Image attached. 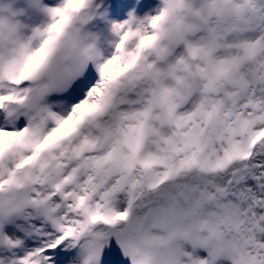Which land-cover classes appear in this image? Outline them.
<instances>
[{"label": "snow or ice", "instance_id": "obj_1", "mask_svg": "<svg viewBox=\"0 0 264 264\" xmlns=\"http://www.w3.org/2000/svg\"><path fill=\"white\" fill-rule=\"evenodd\" d=\"M113 28L70 111L0 124V264H264V0ZM26 82L0 76V109Z\"/></svg>", "mask_w": 264, "mask_h": 264}, {"label": "clouds", "instance_id": "obj_2", "mask_svg": "<svg viewBox=\"0 0 264 264\" xmlns=\"http://www.w3.org/2000/svg\"><path fill=\"white\" fill-rule=\"evenodd\" d=\"M30 2L40 8L47 21L27 35L23 31L26 26L17 19L19 13L7 3L0 4V76L28 81L24 98L7 102L4 109L23 112L28 126L42 131L52 120L46 97L65 91L90 62L101 57L97 37L86 30L99 5L96 0H72L71 4L61 0L56 8L63 14L54 15L50 9L40 7V0ZM135 20L130 16L125 23ZM53 25L56 27L49 31ZM111 33L119 38L114 28Z\"/></svg>", "mask_w": 264, "mask_h": 264}, {"label": "rangeland", "instance_id": "obj_3", "mask_svg": "<svg viewBox=\"0 0 264 264\" xmlns=\"http://www.w3.org/2000/svg\"><path fill=\"white\" fill-rule=\"evenodd\" d=\"M161 0H96V4L99 8L107 10L108 22L104 25L102 19L99 16H94L90 22L86 25V30L97 37V47L101 51V57L107 58L112 50L113 44L118 40L111 33V29L114 24H117L121 20V24L128 21L130 16L138 15L141 20L145 17H149L156 14V9L160 6ZM7 3L10 5L11 10L18 12L17 19L21 21L26 27L23 29L24 34H29L31 29L36 26H40L47 21L46 16L40 11V8L33 7L28 0H0V4ZM61 4V0H41V5H45L47 9L56 8ZM98 11H96L95 15ZM119 14H122L119 18ZM133 14V15H132ZM99 17V18H98ZM128 17L127 20H122ZM136 17V16H134ZM116 19V20H115ZM115 21L114 24L111 21ZM134 27V25H133ZM93 63V62H92ZM101 78L100 72L97 70V62L88 65V68L74 81L70 88L60 93H52L46 97L45 103H47L52 112L60 115H65L66 111H70L71 105L79 103V100H74L75 93L80 88L81 84L91 79L93 86ZM28 82H26V87ZM84 97L82 96L81 99ZM0 124L17 129L28 125V117L23 112H9L6 109L0 110ZM185 248L191 250L189 245H185ZM200 256H206L207 253L203 250H198ZM218 264H227L226 261H219Z\"/></svg>", "mask_w": 264, "mask_h": 264}, {"label": "bare ground", "instance_id": "obj_4", "mask_svg": "<svg viewBox=\"0 0 264 264\" xmlns=\"http://www.w3.org/2000/svg\"><path fill=\"white\" fill-rule=\"evenodd\" d=\"M28 1H30V0H28ZM40 1H41V0H40ZM42 1H43V0H42ZM44 1H45V0H44ZM110 7H111V6H109L108 9H109ZM41 8H46V6H45V5H41ZM108 9H107V10H108ZM107 10H103V9H101V8L98 7V9L96 10V11H98V12H97L96 15H94V16H96V17L99 16L100 19H102L101 22L104 23V25L107 24L108 19H109V18L107 17V14H105V12H106ZM121 15H122V14H119V18H120ZM132 15H133V14H132ZM94 16H93V17H94ZM134 16H136V17H134L136 20H141L140 17H139L138 15H135V14H134ZM99 17H98V18H99ZM127 19H128V17L123 18L122 20H127ZM115 20H116V19H115ZM110 21H111V20H110ZM116 22L121 23V20H120V21H116ZM111 23L114 24L115 21H111ZM134 26H135V25H134ZM97 43H98V41H97ZM89 64H92V65L94 66V63H92V62H90ZM89 64H88V65H89ZM88 65H87L86 68H88ZM86 68H85V70H86ZM85 70H84V71H85ZM84 71H83V72H84ZM78 78H79V77H77L76 79H78ZM76 79H75V80H76ZM75 80H74V81H75ZM74 81L71 83V85H70L68 88H70V87L72 86V84L74 83ZM47 97H48V96H47ZM45 101H46V100H45Z\"/></svg>", "mask_w": 264, "mask_h": 264}]
</instances>
